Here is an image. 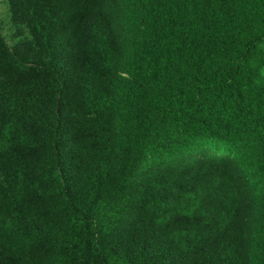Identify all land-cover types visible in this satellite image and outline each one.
I'll list each match as a JSON object with an SVG mask.
<instances>
[{
    "label": "trees",
    "instance_id": "1",
    "mask_svg": "<svg viewBox=\"0 0 264 264\" xmlns=\"http://www.w3.org/2000/svg\"><path fill=\"white\" fill-rule=\"evenodd\" d=\"M0 264H264V0H5Z\"/></svg>",
    "mask_w": 264,
    "mask_h": 264
},
{
    "label": "rangeland",
    "instance_id": "2",
    "mask_svg": "<svg viewBox=\"0 0 264 264\" xmlns=\"http://www.w3.org/2000/svg\"><path fill=\"white\" fill-rule=\"evenodd\" d=\"M5 0H0V17L5 18L6 17V5Z\"/></svg>",
    "mask_w": 264,
    "mask_h": 264
}]
</instances>
